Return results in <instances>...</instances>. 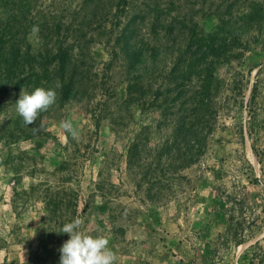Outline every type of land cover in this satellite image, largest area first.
<instances>
[{"label": "rangeland", "instance_id": "obj_1", "mask_svg": "<svg viewBox=\"0 0 264 264\" xmlns=\"http://www.w3.org/2000/svg\"><path fill=\"white\" fill-rule=\"evenodd\" d=\"M1 50L0 264H59L77 216L115 264H264V0H0Z\"/></svg>", "mask_w": 264, "mask_h": 264}, {"label": "clouds", "instance_id": "obj_2", "mask_svg": "<svg viewBox=\"0 0 264 264\" xmlns=\"http://www.w3.org/2000/svg\"><path fill=\"white\" fill-rule=\"evenodd\" d=\"M38 31V26H33L32 33H38ZM60 86L57 83L56 87ZM56 98L57 93L54 89L38 87L31 94L22 90L14 106L23 123L29 126L37 121L39 113L47 111L55 104ZM59 126L71 134L73 139L78 138L79 132L71 121H61ZM83 223L84 221L77 216L60 229L70 239L64 242L58 250L60 253L59 264H115L116 253L108 247V239L102 236L93 238L84 234L80 230Z\"/></svg>", "mask_w": 264, "mask_h": 264}, {"label": "trees", "instance_id": "obj_3", "mask_svg": "<svg viewBox=\"0 0 264 264\" xmlns=\"http://www.w3.org/2000/svg\"><path fill=\"white\" fill-rule=\"evenodd\" d=\"M156 19H153V22H155ZM154 24V23H153ZM125 51H123L124 55H125V58L129 56V53L128 52H132L134 49H130L128 43L126 42L125 43ZM130 49V50H129ZM14 50H11L10 51H5V50H1L0 51V60H1V64L2 66L1 67V74L4 78H6L8 81L7 82H12V79L14 78V76L17 75L16 71L20 68V66H18L16 64V61L12 59L11 63L8 62V59L7 57L9 56V58L13 57L15 55V52H12ZM17 54V53H16ZM67 57H68V52H63L62 50H58L56 54L53 55V57H51V61L52 62H56L59 66V68L61 70L64 69V64H65V61L67 60ZM130 58V57H129ZM30 76L32 77L33 76V73L35 74V76H38L39 73L38 71L36 70V68H32L30 69ZM5 82V83H7ZM17 86V85H16Z\"/></svg>", "mask_w": 264, "mask_h": 264}]
</instances>
